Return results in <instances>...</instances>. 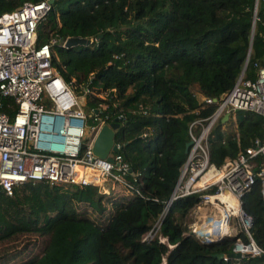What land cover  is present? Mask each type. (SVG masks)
<instances>
[{
  "label": "trees",
  "instance_id": "16d2710c",
  "mask_svg": "<svg viewBox=\"0 0 264 264\" xmlns=\"http://www.w3.org/2000/svg\"><path fill=\"white\" fill-rule=\"evenodd\" d=\"M0 0V14L24 2ZM55 0L37 27V44L56 37L52 65L66 81H90L106 97L90 96L87 109L107 105L109 121L122 116L115 131L119 154L136 180L133 189L26 182L11 196L0 193V243L20 235L46 236L39 254L18 264H264V256L228 257L236 235L216 242L199 239L186 222L198 200H173L157 234L143 236L157 222L185 162L188 125L216 108L195 96L219 97L238 80L255 79L264 64V0ZM254 32L252 35L253 22ZM68 37L93 39L89 46L65 47ZM200 109L199 113L195 110ZM236 132L215 126L210 161L221 165L264 137L262 117L237 111ZM146 133V136H142ZM119 189L124 195L116 194ZM98 216H84L76 205ZM252 217L254 241L264 249V205L260 180L242 197ZM191 222V221H190ZM165 237L166 242L159 240ZM172 245V247H169ZM223 253L227 260L213 256ZM15 258L16 255H13ZM11 257H1L0 264Z\"/></svg>",
  "mask_w": 264,
  "mask_h": 264
},
{
  "label": "built area",
  "instance_id": "2783aa9c",
  "mask_svg": "<svg viewBox=\"0 0 264 264\" xmlns=\"http://www.w3.org/2000/svg\"><path fill=\"white\" fill-rule=\"evenodd\" d=\"M49 1L24 2L0 14V193L11 196L16 187L36 181L50 185L92 184L102 186L104 191L109 189L105 184L111 182L113 188L130 193L133 185L127 175L136 180L137 174L130 171L129 164L119 154L120 145L115 143L118 151H110V160L97 158L92 152L101 126L112 120L109 121L105 112V103L87 109L86 101L90 96L104 99L106 93L92 89L90 81L76 84L75 79L64 80L51 63L53 45L58 43L56 37L37 44V27L53 4ZM257 5L258 1L255 8ZM255 67V79L238 78L218 98L206 97L199 91L194 93L199 102H204L201 110L208 104H215L216 108L189 123L191 145L186 160L170 199L143 241H150L157 234L173 200L194 194L198 200L186 222L199 239L216 242L236 235L231 253H239L241 258L264 256V249L250 232L252 217L242 206V197L256 179L260 180L264 205V137L256 138L235 157L225 158L221 165L210 161L209 150L215 126L221 124L225 128L237 111L260 115L264 125V64L255 63ZM225 114L228 118L221 122ZM94 171L97 174L91 175ZM200 205L207 207L213 220L209 226L218 237L206 236L201 231V220L190 222L189 216L198 212ZM159 240L166 242L162 236ZM227 259L224 255V260Z\"/></svg>",
  "mask_w": 264,
  "mask_h": 264
},
{
  "label": "rangeland",
  "instance_id": "374dc122",
  "mask_svg": "<svg viewBox=\"0 0 264 264\" xmlns=\"http://www.w3.org/2000/svg\"><path fill=\"white\" fill-rule=\"evenodd\" d=\"M193 90L194 92L198 91L196 87H194ZM223 129L227 132H231V131L236 132L235 115H233L229 124L226 125V127ZM107 184L108 186H106ZM112 186L113 185L111 182H107L104 187L110 188ZM115 193L120 195V197H123L124 195V193L119 189H117ZM76 209L79 211V213H81L84 216L90 217L91 219H96V217L98 216V214L87 204H79V205L77 204ZM206 210L207 207L200 205L199 211L194 212L193 215L189 216L190 221L193 223H198V220L201 219L202 213ZM202 222L204 221L202 220ZM46 241H47L46 236L25 234L0 243V256L4 258L11 257L9 260L1 264H18L34 254L41 253ZM13 255H16L15 258H13L14 257Z\"/></svg>",
  "mask_w": 264,
  "mask_h": 264
},
{
  "label": "water",
  "instance_id": "95a60500",
  "mask_svg": "<svg viewBox=\"0 0 264 264\" xmlns=\"http://www.w3.org/2000/svg\"><path fill=\"white\" fill-rule=\"evenodd\" d=\"M55 0H50V3H53ZM256 0V4H257ZM254 25H255V21L253 22V28H252V35L253 36V32H254ZM91 44V39L88 38H83V37H68L64 43L65 47H75V46H89ZM251 52V46L249 47V51H248V56L246 59V62L244 64L243 70L239 76V79L243 76L245 69L247 67L248 64V58ZM228 118V114H225L222 119L221 122L226 121V119ZM120 125V121L115 118L114 121L110 122V123H104L100 130L98 131L93 145H92V152L93 154L100 159H105L107 158L108 160H110V158L108 157V154L110 153V151H114L117 152L118 149L115 145V131L116 129L119 127ZM191 145V141H187L185 144V153H188V149L189 146ZM132 169H130L131 171ZM203 224L201 225V231L206 235V236H214V237H218L217 232L215 231V229L210 228V223L213 222L212 217L210 214H206L204 219H203ZM218 241V240H217ZM214 257H216L219 260L224 259V254L223 253H215L213 254ZM228 257H232L234 259H240L241 255L239 253H235L232 252L228 255Z\"/></svg>",
  "mask_w": 264,
  "mask_h": 264
},
{
  "label": "crops",
  "instance_id": "0c3cea01",
  "mask_svg": "<svg viewBox=\"0 0 264 264\" xmlns=\"http://www.w3.org/2000/svg\"><path fill=\"white\" fill-rule=\"evenodd\" d=\"M207 214V211H204L203 213H202V216H201V221L203 220V218L205 217V215ZM209 214V213H208ZM199 221V220H198ZM200 222V221H199Z\"/></svg>",
  "mask_w": 264,
  "mask_h": 264
},
{
  "label": "bare ground",
  "instance_id": "6f19581e",
  "mask_svg": "<svg viewBox=\"0 0 264 264\" xmlns=\"http://www.w3.org/2000/svg\"><path fill=\"white\" fill-rule=\"evenodd\" d=\"M97 173L94 171V172H91V175H96Z\"/></svg>",
  "mask_w": 264,
  "mask_h": 264
}]
</instances>
